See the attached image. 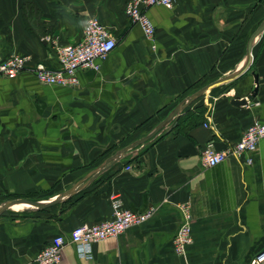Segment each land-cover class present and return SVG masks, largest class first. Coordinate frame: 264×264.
I'll return each mask as SVG.
<instances>
[{
	"label": "crops",
	"instance_id": "1",
	"mask_svg": "<svg viewBox=\"0 0 264 264\" xmlns=\"http://www.w3.org/2000/svg\"><path fill=\"white\" fill-rule=\"evenodd\" d=\"M125 5L0 0V59L30 55L29 68L59 69L56 46L79 42L91 18L117 41L99 71L77 72V87L42 83L30 69L0 77V205L60 197L0 214V264H39L37 255L55 236L111 220L116 206L153 214L95 243L92 259L67 244L60 264H249L264 249V138L253 153L215 166L200 156L208 143L225 149L254 121H264V31L245 72L94 173L151 133L185 97L245 65L264 20V0L152 5L146 13L156 27L153 39ZM186 203L194 240L180 257L173 241Z\"/></svg>",
	"mask_w": 264,
	"mask_h": 264
},
{
	"label": "built area",
	"instance_id": "2",
	"mask_svg": "<svg viewBox=\"0 0 264 264\" xmlns=\"http://www.w3.org/2000/svg\"><path fill=\"white\" fill-rule=\"evenodd\" d=\"M156 4L171 8L174 6V0H126L124 9L131 21L138 23L149 39L155 37L156 27L147 15L146 8ZM116 43L108 27L98 19L91 18L85 25L83 37L79 42L56 46L61 65L59 69H51L44 63H37L29 68L30 55L13 54L7 59H0V77L13 79L21 71L30 69L42 83L77 87L79 85L77 72L80 69L99 71L102 62L108 58ZM262 138H264V121L256 120L236 143L225 149H216L214 143H208L201 150V160L206 166H215L230 156L241 158L256 151ZM248 162H252L251 157L248 158ZM180 208L183 218L173 242L176 254L184 257L188 246L194 240L193 214L188 203L181 205ZM152 214V210L138 212L116 206L115 216L111 220L76 226L68 237L62 234L55 236L40 251L36 261L39 264H60L67 244L76 247L80 258L92 259L95 243L116 237L131 227L141 225ZM249 264H264V249L253 256Z\"/></svg>",
	"mask_w": 264,
	"mask_h": 264
},
{
	"label": "water",
	"instance_id": "3",
	"mask_svg": "<svg viewBox=\"0 0 264 264\" xmlns=\"http://www.w3.org/2000/svg\"><path fill=\"white\" fill-rule=\"evenodd\" d=\"M264 31V20L262 21V23L260 24V26L258 27L257 31L254 33V35L252 36L249 45H248V50H247V60L245 62V65L235 71V73H233L232 75H228L225 76L221 79H218L217 81L208 84L204 87H202L201 89L195 91L193 94L185 97L182 101H180V103L172 110V112L168 115V117L162 121L159 125H157L155 127V129L149 133L148 135L144 136L143 138L135 141L134 143L126 146L125 148L119 150L117 153H115L112 157H110L104 164H102L101 166H99L96 172L102 171L104 168H106L109 164V162H115L118 161L121 156L123 154H125L126 152L132 150L133 148H135L136 146L143 144L145 142H147L148 140H150L151 138H153L155 135H157L164 127H166L177 115L181 114L182 111H184L193 101H195L196 99H198L199 97L206 95L209 91H211L213 88L224 84L226 82H229L233 79H235L236 77L240 76L243 72H245V70L249 67L250 62L252 60V48L254 45V42L256 41L257 37L262 34ZM236 103H245V100H240L237 101L235 100ZM62 197V196H61ZM60 197H57V199H53L50 202H55L57 200H59ZM49 202V203H50ZM17 203H24V204H29L32 206H36V207H42L47 203H42L39 201H32L29 199H9L6 202H4L3 204L0 205V214H2L3 212H5L6 210H8L9 208H11L14 204Z\"/></svg>",
	"mask_w": 264,
	"mask_h": 264
},
{
	"label": "bare ground",
	"instance_id": "4",
	"mask_svg": "<svg viewBox=\"0 0 264 264\" xmlns=\"http://www.w3.org/2000/svg\"><path fill=\"white\" fill-rule=\"evenodd\" d=\"M24 205H25V204H17V205L15 204V205H13L12 207L15 208V209H19V208H21V207H24Z\"/></svg>",
	"mask_w": 264,
	"mask_h": 264
},
{
	"label": "rangeland",
	"instance_id": "5",
	"mask_svg": "<svg viewBox=\"0 0 264 264\" xmlns=\"http://www.w3.org/2000/svg\"><path fill=\"white\" fill-rule=\"evenodd\" d=\"M6 201H7V200H6ZM6 201H5V202H6Z\"/></svg>",
	"mask_w": 264,
	"mask_h": 264
}]
</instances>
